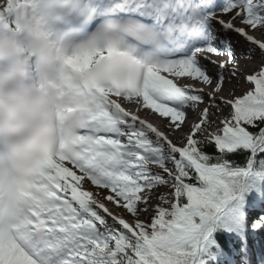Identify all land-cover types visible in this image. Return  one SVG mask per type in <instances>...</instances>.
Wrapping results in <instances>:
<instances>
[{
    "label": "snow or ice",
    "instance_id": "snow-or-ice-1",
    "mask_svg": "<svg viewBox=\"0 0 264 264\" xmlns=\"http://www.w3.org/2000/svg\"><path fill=\"white\" fill-rule=\"evenodd\" d=\"M0 4V19L53 14L51 0ZM56 14L95 36L72 52L62 42L70 132L23 182L0 172V264H251L264 234V0H63ZM241 78L253 87L221 95Z\"/></svg>",
    "mask_w": 264,
    "mask_h": 264
},
{
    "label": "clouds",
    "instance_id": "clouds-1",
    "mask_svg": "<svg viewBox=\"0 0 264 264\" xmlns=\"http://www.w3.org/2000/svg\"><path fill=\"white\" fill-rule=\"evenodd\" d=\"M0 26V172L20 183L70 132L60 77L66 50L47 17L17 15Z\"/></svg>",
    "mask_w": 264,
    "mask_h": 264
},
{
    "label": "rangeland",
    "instance_id": "rangeland-1",
    "mask_svg": "<svg viewBox=\"0 0 264 264\" xmlns=\"http://www.w3.org/2000/svg\"><path fill=\"white\" fill-rule=\"evenodd\" d=\"M5 6V5H4ZM225 19H227V17L225 16L224 17ZM217 28H219V25H217ZM233 39V38H232ZM233 43H235L236 41L233 39L232 40ZM210 60V58H209ZM234 81V80H233ZM233 81L231 82H226V85H225V89H224V96L227 97V98H231L232 95H235V96H241L243 95L247 90H250L248 88L245 87L244 84H240V81L239 83L237 82H234ZM196 87H201L200 84L196 85ZM205 91H209V89H205ZM221 95H223V93H221ZM128 103V102H127ZM132 110H135V108L133 107ZM227 111L228 109H225V113L227 114ZM140 114H141V117L143 118L146 114V112L144 110L140 111ZM155 116V117H154ZM150 122H152L153 124L155 125H158V126H162L163 125V119L162 118H159L158 115H155L153 114L151 117H150ZM162 130H164V128L162 127ZM66 166H70V165H67ZM79 174V173H78ZM84 187L86 189L90 188L91 186L89 185V183H84ZM91 190L95 193L99 192L101 195L105 194V191L104 190H99V189H95V188H91ZM161 191H165L164 189H161ZM109 207H113L112 205H109ZM109 223H111V220H109ZM257 241H258V248H259V256H257L254 260V263H258L260 262L259 260H261V255L264 254V235L261 234L260 236H258L257 238ZM252 259H254L253 255L250 257V261H252ZM253 264V263H252ZM262 264V263H261Z\"/></svg>",
    "mask_w": 264,
    "mask_h": 264
},
{
    "label": "bare ground",
    "instance_id": "bare-ground-1",
    "mask_svg": "<svg viewBox=\"0 0 264 264\" xmlns=\"http://www.w3.org/2000/svg\"><path fill=\"white\" fill-rule=\"evenodd\" d=\"M221 31H222V30H221ZM228 38H229L230 40H233V39H234L235 41L238 39L237 37H234V36H229ZM232 38H233V39H232ZM208 57H209V56H208ZM200 59H201V62H202V63H204L205 65H207V67H208V69H209V72H210L211 74L215 75L216 72L218 71V69H217V67H216L215 65H213V64L210 63L211 60H209V59L206 60V59H204L203 56H202ZM182 82H188V81H187V79L185 78V80L182 81ZM234 82H237V81L234 80L233 83H234ZM193 83H195L196 85H197V84L199 85V83H196V82H193ZM241 83L244 84L245 87L248 88V89H251V88L253 87L252 85L246 83V82L244 81L243 78L240 79V84H241ZM200 86H201V84H200ZM201 87H202V86H201ZM223 95H225L224 92H223ZM124 106L128 107L129 104H128L127 102H125V103H124ZM133 111H135V110H133ZM139 115L141 116L140 112H139ZM189 117L191 118V113H189ZM164 130H166V129H164Z\"/></svg>",
    "mask_w": 264,
    "mask_h": 264
},
{
    "label": "trees",
    "instance_id": "trees-1",
    "mask_svg": "<svg viewBox=\"0 0 264 264\" xmlns=\"http://www.w3.org/2000/svg\"><path fill=\"white\" fill-rule=\"evenodd\" d=\"M251 243L253 244V246H254V245L256 246V244H255L254 241H252ZM217 245L220 247L221 252H222V251H223V245L220 244V241H219V240H217ZM223 258H224L223 255L219 256V257L217 258L215 264H220V260L223 259Z\"/></svg>",
    "mask_w": 264,
    "mask_h": 264
}]
</instances>
